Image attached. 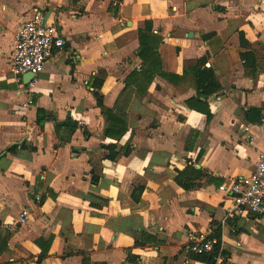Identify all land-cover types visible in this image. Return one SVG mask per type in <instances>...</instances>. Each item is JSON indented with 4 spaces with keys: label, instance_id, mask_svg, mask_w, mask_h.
I'll use <instances>...</instances> for the list:
<instances>
[{
    "label": "crops",
    "instance_id": "1",
    "mask_svg": "<svg viewBox=\"0 0 264 264\" xmlns=\"http://www.w3.org/2000/svg\"><path fill=\"white\" fill-rule=\"evenodd\" d=\"M35 16L67 43L29 92L10 64ZM205 68L209 117L186 103ZM263 150L264 0H0V264H210L200 232L215 260L264 264V216L230 213L224 190Z\"/></svg>",
    "mask_w": 264,
    "mask_h": 264
},
{
    "label": "built area",
    "instance_id": "2",
    "mask_svg": "<svg viewBox=\"0 0 264 264\" xmlns=\"http://www.w3.org/2000/svg\"><path fill=\"white\" fill-rule=\"evenodd\" d=\"M67 43L64 36L59 35L53 26L44 22L42 16L23 22L14 37L11 53V72L16 82L22 83L23 75L30 72L34 76L26 84L29 92H33L40 74L48 60L53 56L55 49ZM32 100L23 104L31 105ZM224 190L230 193L232 208L230 213H250L264 216V150L259 154L255 169L250 176L241 177L232 182ZM26 219L23 213L17 222L22 224ZM191 249L196 253L212 251L216 240L210 238L207 232L190 235ZM213 264H223L222 256H217Z\"/></svg>",
    "mask_w": 264,
    "mask_h": 264
},
{
    "label": "trees",
    "instance_id": "3",
    "mask_svg": "<svg viewBox=\"0 0 264 264\" xmlns=\"http://www.w3.org/2000/svg\"><path fill=\"white\" fill-rule=\"evenodd\" d=\"M139 57L142 59L143 70L141 73H136V75L143 76L145 78L147 77V79H150L153 76L152 67L154 66V62L159 59V57L155 51L149 49L146 46L143 35H141V47L139 51ZM214 76V73L208 68L197 70V86L198 89H200L201 91L198 92L197 98H192L186 102L190 108L203 112L208 117L210 116L208 103L206 101H202L200 97L207 98L209 95L215 93L220 89V86L216 82ZM103 110L105 115L107 116V122L109 124L107 128V136L115 139H120L122 135L127 131L125 115L116 114L113 110L107 108H104ZM40 114L41 111L38 110L37 122L41 125L43 124V120L40 118ZM108 157L111 160H115L117 157V153L112 149V151L110 150V154L108 155ZM216 253V251L208 252L197 255L195 257L200 261L213 264L217 255Z\"/></svg>",
    "mask_w": 264,
    "mask_h": 264
},
{
    "label": "water",
    "instance_id": "4",
    "mask_svg": "<svg viewBox=\"0 0 264 264\" xmlns=\"http://www.w3.org/2000/svg\"><path fill=\"white\" fill-rule=\"evenodd\" d=\"M34 75L30 72L26 73L23 75V81H24V84H27L29 80H31V78L33 77Z\"/></svg>",
    "mask_w": 264,
    "mask_h": 264
}]
</instances>
